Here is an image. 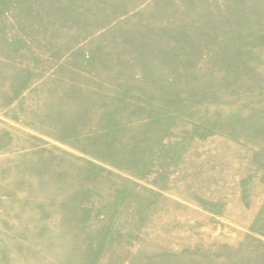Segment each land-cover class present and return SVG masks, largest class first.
<instances>
[{"label":"rangeland","instance_id":"rangeland-1","mask_svg":"<svg viewBox=\"0 0 264 264\" xmlns=\"http://www.w3.org/2000/svg\"><path fill=\"white\" fill-rule=\"evenodd\" d=\"M0 264H264V0H0Z\"/></svg>","mask_w":264,"mask_h":264}]
</instances>
